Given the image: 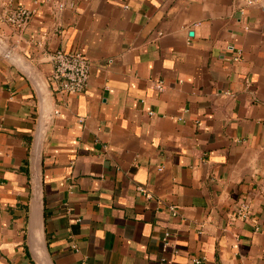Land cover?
I'll list each match as a JSON object with an SVG mask.
<instances>
[{
  "label": "crops",
  "instance_id": "crops-1",
  "mask_svg": "<svg viewBox=\"0 0 264 264\" xmlns=\"http://www.w3.org/2000/svg\"><path fill=\"white\" fill-rule=\"evenodd\" d=\"M19 7L25 27L0 21V264H264V0L0 16ZM56 50L88 59L83 93L51 90Z\"/></svg>",
  "mask_w": 264,
  "mask_h": 264
},
{
  "label": "built area",
  "instance_id": "built-area-1",
  "mask_svg": "<svg viewBox=\"0 0 264 264\" xmlns=\"http://www.w3.org/2000/svg\"><path fill=\"white\" fill-rule=\"evenodd\" d=\"M62 8V4H59ZM33 11L19 7L4 15L0 16V21L6 22L17 29H22L26 26ZM50 62L52 64V72L50 77L51 90L61 95H77L85 91L88 80L90 64L88 59L80 52H64L56 50L50 55ZM162 87V84L159 83ZM246 206L243 205L238 211V215L242 218L246 217ZM171 213L175 214L174 207H170ZM164 251L169 248L168 233L163 237ZM75 248V246H73ZM176 250H172V254H176ZM162 262H167L165 258ZM193 263L200 264L201 261L193 259Z\"/></svg>",
  "mask_w": 264,
  "mask_h": 264
}]
</instances>
